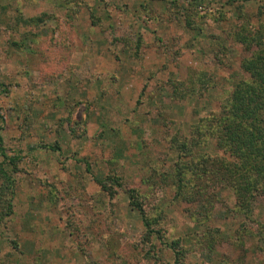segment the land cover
Masks as SVG:
<instances>
[{
  "label": "rangeland",
  "instance_id": "1",
  "mask_svg": "<svg viewBox=\"0 0 264 264\" xmlns=\"http://www.w3.org/2000/svg\"><path fill=\"white\" fill-rule=\"evenodd\" d=\"M261 50L264 0H0V264H264V191L197 170Z\"/></svg>",
  "mask_w": 264,
  "mask_h": 264
},
{
  "label": "trees",
  "instance_id": "2",
  "mask_svg": "<svg viewBox=\"0 0 264 264\" xmlns=\"http://www.w3.org/2000/svg\"><path fill=\"white\" fill-rule=\"evenodd\" d=\"M240 32L239 35L243 36V31ZM244 36L246 37V35ZM139 42H141V39H139ZM139 42L138 44H140ZM245 68L252 72L254 78L252 81H240L235 86L230 99L223 105L224 111L220 124L215 129L213 125L207 127L208 135H214L219 146L223 147L226 153L233 157L234 160H229L227 159L228 157L216 158L212 160L213 165H209L211 167H208V164H206V168H197L198 171L202 172L204 170L209 175L212 185L231 188L242 209L249 207L254 193L264 191V50L259 51L254 58L246 61ZM184 145L186 143H183L182 146ZM0 154L5 159H9L7 166H3L4 164L0 165L3 177L1 186L3 185V187L8 188L7 185L12 186L13 180L10 172L14 171L9 166H13L16 171V162L19 157H9L7 155L1 133ZM207 162L205 161V163ZM180 166L174 178L178 193L188 186L185 173L187 169L190 171V167L187 165ZM97 181L104 189L112 192V187L108 186L105 181L99 179ZM193 182H195V179ZM129 196L132 206L139 211L144 220L147 229L146 241H150L153 234L159 233V230L154 228L155 221H151L148 218L137 190L132 189ZM207 201L208 203L205 207L212 204V199L209 198ZM257 222L254 219V223H259L260 227H264L263 224ZM179 245L180 241L177 240L173 247ZM175 254V264H184V257H181L184 252L182 250H175Z\"/></svg>",
  "mask_w": 264,
  "mask_h": 264
}]
</instances>
